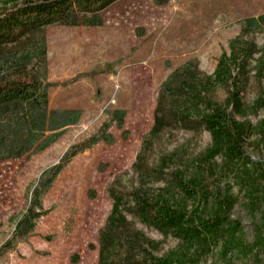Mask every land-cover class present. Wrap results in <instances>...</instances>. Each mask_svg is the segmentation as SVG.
I'll use <instances>...</instances> for the list:
<instances>
[{
	"label": "rangeland",
	"instance_id": "obj_1",
	"mask_svg": "<svg viewBox=\"0 0 264 264\" xmlns=\"http://www.w3.org/2000/svg\"><path fill=\"white\" fill-rule=\"evenodd\" d=\"M261 14L264 0H169L163 5L117 0L98 14L99 25H45L40 69L50 84V105L81 114L44 150L0 161V264H98L111 190L128 199L137 182V154L155 164L162 153L179 146L186 145L184 154L191 157L211 143L207 130L193 126H172L156 138L148 136L164 82L186 63L212 74L236 37L264 49V27H245V19ZM258 57L254 54L244 76L241 96L249 104L257 96ZM217 97L223 100L224 92ZM262 118L264 109L249 116L252 124ZM256 142L254 135L246 140V156L263 162L264 150ZM230 182L238 201L225 227L238 243L224 248L219 236L197 264H264V200L251 210L237 183ZM42 186L48 188L34 202L33 192ZM123 211L147 238L163 239L126 207ZM177 244L170 236L154 254Z\"/></svg>",
	"mask_w": 264,
	"mask_h": 264
},
{
	"label": "trees",
	"instance_id": "obj_2",
	"mask_svg": "<svg viewBox=\"0 0 264 264\" xmlns=\"http://www.w3.org/2000/svg\"><path fill=\"white\" fill-rule=\"evenodd\" d=\"M115 1L1 0L0 161L44 150L80 119L79 109L49 105L50 84L40 69L46 56L43 27L56 21L99 25L86 22L85 13L95 19ZM245 27H264V14L245 19ZM254 54H259L257 96L249 104L241 92ZM263 78L264 49L242 37L230 41L229 53L220 56L212 74L186 63L168 76L163 87L171 100L160 95L148 136L156 138L172 126H193L207 130L211 143L191 157L184 154L186 145L179 146L162 153L155 164L141 152L137 154L133 164L137 182L128 199L111 190L113 204L100 231L98 264H197L219 236L224 248L238 243L225 227L238 201L230 181L237 183L251 210L264 200V161L252 162L245 153V142L253 135L257 139L254 146L264 150V118L256 124L249 120L264 109ZM218 91L224 92L223 100L217 97ZM102 139L95 138L92 143ZM156 183L159 186L152 188ZM37 199L35 189L34 202ZM124 207L142 224L160 232L163 239L147 238L127 219ZM170 236L178 240L175 249L155 255Z\"/></svg>",
	"mask_w": 264,
	"mask_h": 264
},
{
	"label": "crops",
	"instance_id": "obj_3",
	"mask_svg": "<svg viewBox=\"0 0 264 264\" xmlns=\"http://www.w3.org/2000/svg\"><path fill=\"white\" fill-rule=\"evenodd\" d=\"M153 1L155 4L163 5V4L167 3L169 0H153ZM84 20L88 23H91V24L92 23H97V24L100 23V20L98 17L94 19L91 16H85ZM87 26H96V25H87ZM49 105H50V102H49ZM47 188H48L47 186H45V187L42 186V187L38 188L37 189L38 195H41V191H43V190L45 191V189H47Z\"/></svg>",
	"mask_w": 264,
	"mask_h": 264
}]
</instances>
